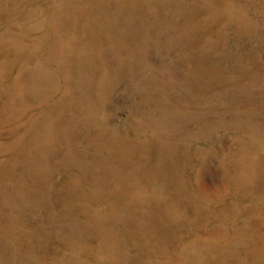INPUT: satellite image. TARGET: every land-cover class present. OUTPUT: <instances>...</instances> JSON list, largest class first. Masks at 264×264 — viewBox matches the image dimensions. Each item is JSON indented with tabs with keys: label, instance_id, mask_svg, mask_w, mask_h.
I'll list each match as a JSON object with an SVG mask.
<instances>
[{
	"label": "rangeland",
	"instance_id": "1",
	"mask_svg": "<svg viewBox=\"0 0 264 264\" xmlns=\"http://www.w3.org/2000/svg\"><path fill=\"white\" fill-rule=\"evenodd\" d=\"M0 264H264V0H0Z\"/></svg>",
	"mask_w": 264,
	"mask_h": 264
}]
</instances>
